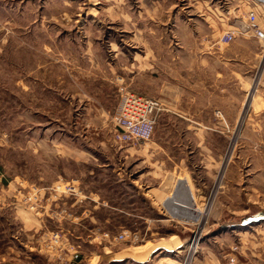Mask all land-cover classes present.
Wrapping results in <instances>:
<instances>
[{
    "label": "rangeland",
    "instance_id": "obj_1",
    "mask_svg": "<svg viewBox=\"0 0 264 264\" xmlns=\"http://www.w3.org/2000/svg\"><path fill=\"white\" fill-rule=\"evenodd\" d=\"M249 9L0 0V264H264L262 47L221 40ZM126 91L164 108L148 141L115 127ZM211 105L233 121L199 129Z\"/></svg>",
    "mask_w": 264,
    "mask_h": 264
},
{
    "label": "built area",
    "instance_id": "obj_2",
    "mask_svg": "<svg viewBox=\"0 0 264 264\" xmlns=\"http://www.w3.org/2000/svg\"><path fill=\"white\" fill-rule=\"evenodd\" d=\"M250 9L239 24H235L221 37L222 42L229 44L238 36L255 38L262 47L264 59V0H246ZM125 90L124 88L122 91ZM113 115L115 127L122 131V137L130 140L148 141L153 137L160 113L164 110L159 100L145 97L139 93L126 91ZM220 114V113H218ZM125 134V135H124ZM73 191L74 187H68ZM127 233H121L116 239H125ZM109 236V234H105ZM59 234L56 235V238ZM79 254H76V258ZM227 264H237V258H229Z\"/></svg>",
    "mask_w": 264,
    "mask_h": 264
},
{
    "label": "crops",
    "instance_id": "obj_3",
    "mask_svg": "<svg viewBox=\"0 0 264 264\" xmlns=\"http://www.w3.org/2000/svg\"><path fill=\"white\" fill-rule=\"evenodd\" d=\"M215 63H216L215 64L216 66L219 64L218 67H221L222 68L221 70L220 69H217V77H225V78H227L228 75H229V73H231V77H233L232 74L235 73V71L233 70L234 62H215ZM236 74H239L241 76L242 82H245L246 79L249 78V76H246L245 73H243V72H238L237 71ZM167 87L169 88V86H167ZM170 89L171 88H169V90ZM175 89L176 88L174 87V90ZM175 91H178V95H173V96L168 95V97H171V99H169L171 101V104L169 102L166 103V105L168 107L167 109L169 111L172 110V109L178 108V106L180 105L179 103L182 100V92H181L182 89L181 88H177ZM224 91L226 92L227 90L225 89ZM225 98L230 99L227 96ZM246 100H247V98H244V99L241 100L240 105H239L241 108L244 107V105L246 103ZM210 108L211 109H210L209 113L208 112H204V113L210 114L212 116L214 122H210V124H205L203 122H199V123H197L199 129H201V130H204V129L217 130L220 126H227L229 122L233 121V119H228L229 122H227V120L225 119L222 122V119L219 118V116H218V112L219 111H218L217 107H215V106L212 107V105H211ZM219 119H221V120H219ZM147 257H145V258L147 259ZM134 258H136V257H134ZM143 260H145V259H143Z\"/></svg>",
    "mask_w": 264,
    "mask_h": 264
},
{
    "label": "bare ground",
    "instance_id": "obj_4",
    "mask_svg": "<svg viewBox=\"0 0 264 264\" xmlns=\"http://www.w3.org/2000/svg\"><path fill=\"white\" fill-rule=\"evenodd\" d=\"M125 142H133V140H130V139H126V138H122ZM198 244V243H197ZM196 244V246H197ZM194 247V246H193ZM190 249V248H189ZM191 250V249H190ZM164 262L166 263H170V264H173V263H176L178 264L179 262L176 261L175 259L171 258V257H165L164 259Z\"/></svg>",
    "mask_w": 264,
    "mask_h": 264
}]
</instances>
